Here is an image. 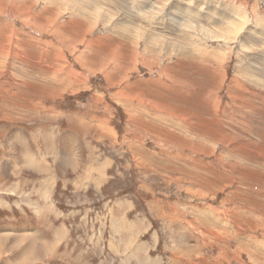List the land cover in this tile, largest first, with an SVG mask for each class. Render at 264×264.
Returning <instances> with one entry per match:
<instances>
[{
  "label": "rangeland",
  "instance_id": "obj_1",
  "mask_svg": "<svg viewBox=\"0 0 264 264\" xmlns=\"http://www.w3.org/2000/svg\"><path fill=\"white\" fill-rule=\"evenodd\" d=\"M17 132L64 152L49 195L1 170ZM9 236L0 264H264V0H0Z\"/></svg>",
  "mask_w": 264,
  "mask_h": 264
},
{
  "label": "bare ground",
  "instance_id": "obj_2",
  "mask_svg": "<svg viewBox=\"0 0 264 264\" xmlns=\"http://www.w3.org/2000/svg\"><path fill=\"white\" fill-rule=\"evenodd\" d=\"M44 136L47 137V138H44L43 136H41V137H43L42 138L43 140L41 142H43L42 144H43V147H44V149H43L44 155L48 156V155L52 154V155L55 156L56 154H58L59 151L57 152V151L53 150L52 147H51V143H52L51 141L53 140V138L51 136L49 137V134L48 135H44ZM23 137H24L23 134L17 132V133H13L12 134L11 138H9V141L6 140L7 142L5 144V147H6L5 150L7 151L8 158L4 159L5 162H2L1 170L4 171L7 174L8 178H12V177L14 178L16 176V175H13L14 169L15 168L17 169L18 166L21 167V168H22V166L25 167L24 170L21 172V174L25 175L26 177H28L29 179H32L34 181H39V180H41V178L44 179L46 181V186H44V188L46 190L44 191V194L49 195L51 193V191H52L51 188H52L53 181L55 182L54 179H57L58 177L59 178H63V177L65 178L66 177L67 169H62V167H63V165L65 163V162L62 163V161L66 160V159H63V160L59 159V158H64V156H63L64 152L61 151V153H60L61 155L60 154H58V156L56 155L57 157L55 158V160L50 161L51 163L49 165L45 166L44 169H42V168L38 167V164L39 165L41 164V162L40 163L38 162L40 159H42L41 156L39 155V153H36L35 149L29 144V143H34V142H32L31 140H28V142H27L24 139L25 137L24 138ZM66 140L68 141V137L63 139V144L67 147V143L68 142H66ZM41 150H42V148H41ZM41 155H43V153ZM78 155L80 156L81 154H78ZM47 156H45V157H47ZM35 157L39 158V160H37V159L34 160ZM67 162L69 163L68 165H71L70 161H67ZM75 172H76V170H75ZM46 187H49V188H46ZM5 225H7V224H5ZM4 227H6V226H3V228ZM5 229H7L6 234L7 233H9V234L12 233L11 232L12 229H13V231L15 230L13 226H7ZM21 229L23 231H25L27 228H21ZM26 234H27V236H23V238L25 237L24 239H26V237H27V239L28 238L35 239L34 236L29 234V232L26 233ZM20 235H19V238H21ZM11 236H13V235H11ZM3 238H4V235H3ZM10 239L9 238H7V239L5 238L3 240L0 239V251L2 250L4 243L10 242L12 245L13 244L20 245L22 243V241L20 243L18 242L19 241L18 238L16 239L15 237L14 238L10 237ZM35 240H37V238ZM24 264H26V262H24Z\"/></svg>",
  "mask_w": 264,
  "mask_h": 264
},
{
  "label": "crops",
  "instance_id": "obj_3",
  "mask_svg": "<svg viewBox=\"0 0 264 264\" xmlns=\"http://www.w3.org/2000/svg\"><path fill=\"white\" fill-rule=\"evenodd\" d=\"M26 224H28L27 222H26ZM28 225H30V224H28ZM34 226V225H33Z\"/></svg>",
  "mask_w": 264,
  "mask_h": 264
}]
</instances>
